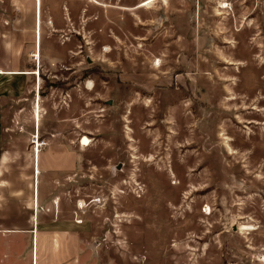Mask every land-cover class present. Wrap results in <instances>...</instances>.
<instances>
[{
    "label": "rangeland",
    "instance_id": "rangeland-1",
    "mask_svg": "<svg viewBox=\"0 0 264 264\" xmlns=\"http://www.w3.org/2000/svg\"><path fill=\"white\" fill-rule=\"evenodd\" d=\"M145 1L0 0L3 57L36 5L41 45L40 92L2 105L3 218L49 224L56 264H264V0Z\"/></svg>",
    "mask_w": 264,
    "mask_h": 264
},
{
    "label": "crops",
    "instance_id": "crops-1",
    "mask_svg": "<svg viewBox=\"0 0 264 264\" xmlns=\"http://www.w3.org/2000/svg\"><path fill=\"white\" fill-rule=\"evenodd\" d=\"M140 7H143V4L140 5ZM38 11V16L36 14V26L37 29V36L33 35V37H30L31 34L29 32H24L23 38L20 40V37H17V34H15V40H13V44L6 45V58L3 57V54L5 53V47H0V79L6 78V82L4 85L2 82H0V150H2L4 146V125H3V104H6L10 100L13 101L14 99L22 100L21 98L24 97L25 93L28 91L30 92V86H35V90H39L40 92V84H41V73H40V67H38L35 64L36 58L40 57V46L39 45V7L37 9L36 5V13ZM27 35V36H25ZM25 46L30 48L29 54L31 56L26 57L25 56ZM2 49L4 51L2 52ZM5 58L4 65H2L1 61ZM33 59V61H30ZM35 115L38 126V136H39V124H40V94L38 95V105L35 107ZM40 142V140H39ZM81 143V142H80ZM10 150L9 147L5 149L6 154L2 155L0 158V161L3 162L5 159L8 160V151ZM61 152H64L65 160L67 159L70 161L73 158V149L67 145H62L60 148ZM35 153V152H34ZM62 154V153H60ZM45 162L48 165H52L56 159V153L54 154L52 149H48L44 154ZM40 158H41V149H39L38 155L34 154V178L33 182L31 183V189H32V202H33V214H39V164H40ZM38 181V190L36 189V183ZM9 180H5L3 178H0V264H24L25 259L20 254H11L8 253L10 248H12V243L9 242L8 235L9 232L11 233H19V232H31L29 236L26 238H22V241H25L27 239H32L34 248L37 246V256L35 259V249L33 251V260L31 264H56V255L51 257L47 255H40L38 254V251H40V246L42 247V240L45 242L47 241V236H43L44 238L41 239V234L38 233L40 230H50L48 228V225L40 226L39 223H33L31 226V229L29 227H24L22 224L23 221L19 222H9V220L4 217L3 215L8 214L11 208L13 209V206H8V196L3 193L4 188L8 185ZM15 185L18 183L17 178H13V182ZM6 193H8L6 191ZM6 201V203L4 202ZM36 206V210H35ZM58 214H59V208H58ZM72 224V223H70ZM22 226V227H21ZM50 238V237H49ZM49 247L50 245H53V248L55 247V240L53 238L49 239ZM47 246L44 245V248ZM29 264V262H27ZM65 264H73V261L71 259L70 262L65 261Z\"/></svg>",
    "mask_w": 264,
    "mask_h": 264
},
{
    "label": "bare ground",
    "instance_id": "bare-ground-1",
    "mask_svg": "<svg viewBox=\"0 0 264 264\" xmlns=\"http://www.w3.org/2000/svg\"><path fill=\"white\" fill-rule=\"evenodd\" d=\"M154 1H157V0H148V1H145V2L143 3V6H146L147 4L152 3V2H154ZM227 7H229L228 4L223 6V8H227ZM158 64H159V63H158ZM84 139H85V138H84ZM84 139H83V140H84ZM34 140H36V141L34 142V144H37V146H38V149H36V150H35L36 147H34V152L38 155V153H39V149H40V147H41L43 144H41V142H39V136H34ZM81 145H82V142H81ZM245 230H253V228H251V227H246Z\"/></svg>",
    "mask_w": 264,
    "mask_h": 264
},
{
    "label": "built area",
    "instance_id": "built-area-1",
    "mask_svg": "<svg viewBox=\"0 0 264 264\" xmlns=\"http://www.w3.org/2000/svg\"><path fill=\"white\" fill-rule=\"evenodd\" d=\"M35 147H36V148H35V150H36V149H38V146H37V144H36V146H35Z\"/></svg>",
    "mask_w": 264,
    "mask_h": 264
}]
</instances>
